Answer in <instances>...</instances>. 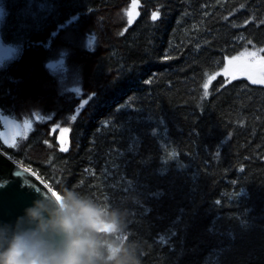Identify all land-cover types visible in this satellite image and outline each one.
Masks as SVG:
<instances>
[{
    "label": "trees",
    "instance_id": "obj_1",
    "mask_svg": "<svg viewBox=\"0 0 264 264\" xmlns=\"http://www.w3.org/2000/svg\"><path fill=\"white\" fill-rule=\"evenodd\" d=\"M132 1L0 0L18 48L0 67V132L3 116L45 119L0 147L70 216L96 210L74 233L91 264H264V85L203 87L264 48V0H139L129 23ZM59 57L65 76L48 67Z\"/></svg>",
    "mask_w": 264,
    "mask_h": 264
},
{
    "label": "water",
    "instance_id": "obj_2",
    "mask_svg": "<svg viewBox=\"0 0 264 264\" xmlns=\"http://www.w3.org/2000/svg\"><path fill=\"white\" fill-rule=\"evenodd\" d=\"M67 140L68 133L60 129L57 141L64 144ZM22 168L29 169L27 182L15 175ZM58 196L35 171L0 147V254L17 237L40 241L51 251L67 250L70 238L54 226L61 214L69 216L64 197L62 203Z\"/></svg>",
    "mask_w": 264,
    "mask_h": 264
},
{
    "label": "clouds",
    "instance_id": "obj_3",
    "mask_svg": "<svg viewBox=\"0 0 264 264\" xmlns=\"http://www.w3.org/2000/svg\"><path fill=\"white\" fill-rule=\"evenodd\" d=\"M78 208L79 215L61 214L54 221V226L70 238L67 250L51 251L40 241L17 237L7 251L0 254V264H91L90 249L94 248V242L79 236L72 237L80 231L82 224L96 216L97 212L85 204H78ZM32 215L36 216L37 213L33 212Z\"/></svg>",
    "mask_w": 264,
    "mask_h": 264
},
{
    "label": "rangeland",
    "instance_id": "obj_4",
    "mask_svg": "<svg viewBox=\"0 0 264 264\" xmlns=\"http://www.w3.org/2000/svg\"><path fill=\"white\" fill-rule=\"evenodd\" d=\"M140 6H141V2L139 0H133L132 3L130 4V6H129V8H128V10H127L126 13L128 15V13L131 12V17L128 15L129 20L131 19V23L139 16V14H140ZM3 14H4V9L0 5V26H1V23H2V19H3ZM259 49H261V48L254 47V49H252V50L250 49L248 51L249 52H251V51H258ZM17 54H18V48L16 46H14V45H11V44H5L3 42L2 37H1V34H0V67H3L4 65H6ZM259 55L262 56V57H264V52H260ZM225 66H227V63H226ZM48 67H49L51 73H54V74H57V75H62V76H65L67 74V65H66V61H65L64 58L59 57L57 59H54L52 61H49L48 62ZM235 67L236 66L234 65L233 66V70H235ZM223 69L221 71H219V73H222L223 74ZM213 75H215V73L212 74L211 76H213ZM223 75L226 76V77H228L229 80H235V79H239V78H246V79H248L246 75L241 74L239 72L236 73V78L235 79H232L231 72L228 73V74H223ZM218 76L219 75H216L215 76V79ZM209 78H208V80H207L206 83H208L209 86H210V84L215 79H212L209 82ZM209 86H208V88H209ZM44 120H45L44 117H41L40 115L34 116L32 118H24V119H22V118L21 119H18V118L14 117V116H3V118H2V121H3V129L0 132V137L2 139V142L5 145H8L9 146L8 143H5V140H11V138L13 137V135L14 134H17L16 135V140H15V146L14 147L15 148H18L19 145H20V142H22L24 139H26L27 136H28V134L35 128L36 122L37 123L38 122L41 123ZM26 124L29 125V129L27 131L26 138H24V126ZM60 128L61 127H59V126H53L51 128V132L57 135L58 130H60ZM67 133H68V131H67ZM19 138H21L20 141H19ZM62 145L64 146V148L67 149V147H68V140L64 144H62ZM83 226L84 227H88V226H94V227H96V226H99V224H98V222H97V220L95 219V216H94L87 223L82 224V227Z\"/></svg>",
    "mask_w": 264,
    "mask_h": 264
},
{
    "label": "snow or ice",
    "instance_id": "obj_5",
    "mask_svg": "<svg viewBox=\"0 0 264 264\" xmlns=\"http://www.w3.org/2000/svg\"><path fill=\"white\" fill-rule=\"evenodd\" d=\"M128 15L131 17V12L128 13ZM159 16L158 12H154L152 15V19L155 20ZM129 23H131V19L129 20ZM264 52V48L259 49L258 51H251L249 52L247 49L240 52L239 55L233 56L227 60V66L223 69V74H228L231 72L232 79L236 78V73L239 72L241 74H244L247 76V78L251 81L252 84H264V57L260 56L259 53ZM235 67V70H233V66ZM222 73H215V75L211 76L209 78V82L212 79H215L216 75H221ZM209 84L205 83L203 85L205 92L204 95L207 96ZM73 120L76 119L75 116L72 117ZM29 129V125L24 126V138H26L27 131ZM64 132H67L68 129H63ZM16 135L14 134L11 140H5V143H8L10 147L15 146V140ZM62 151H66L67 149L62 147ZM29 172V169L22 168L21 170H18L15 175L24 177L25 182H27L26 173Z\"/></svg>",
    "mask_w": 264,
    "mask_h": 264
},
{
    "label": "bare ground",
    "instance_id": "obj_6",
    "mask_svg": "<svg viewBox=\"0 0 264 264\" xmlns=\"http://www.w3.org/2000/svg\"><path fill=\"white\" fill-rule=\"evenodd\" d=\"M58 198L60 199V201L63 203V199L61 198V196H58ZM64 205V204H63Z\"/></svg>",
    "mask_w": 264,
    "mask_h": 264
}]
</instances>
